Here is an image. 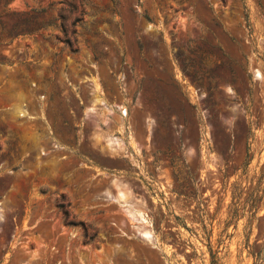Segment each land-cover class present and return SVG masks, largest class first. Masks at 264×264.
Returning <instances> with one entry per match:
<instances>
[{"label":"rangeland","instance_id":"obj_1","mask_svg":"<svg viewBox=\"0 0 264 264\" xmlns=\"http://www.w3.org/2000/svg\"><path fill=\"white\" fill-rule=\"evenodd\" d=\"M0 264H264V0H0Z\"/></svg>","mask_w":264,"mask_h":264}]
</instances>
